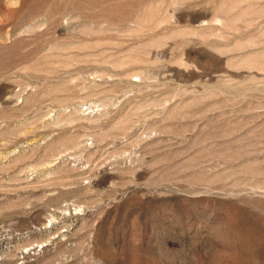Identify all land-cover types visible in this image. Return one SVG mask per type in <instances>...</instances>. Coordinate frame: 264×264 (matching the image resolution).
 <instances>
[{"label":"rangeland","instance_id":"obj_1","mask_svg":"<svg viewBox=\"0 0 264 264\" xmlns=\"http://www.w3.org/2000/svg\"><path fill=\"white\" fill-rule=\"evenodd\" d=\"M0 264H264V0H0Z\"/></svg>","mask_w":264,"mask_h":264}]
</instances>
